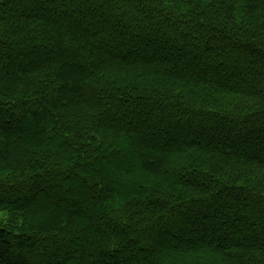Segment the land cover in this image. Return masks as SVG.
<instances>
[{
  "label": "trees",
  "instance_id": "1",
  "mask_svg": "<svg viewBox=\"0 0 264 264\" xmlns=\"http://www.w3.org/2000/svg\"><path fill=\"white\" fill-rule=\"evenodd\" d=\"M0 264H264V0H0Z\"/></svg>",
  "mask_w": 264,
  "mask_h": 264
}]
</instances>
